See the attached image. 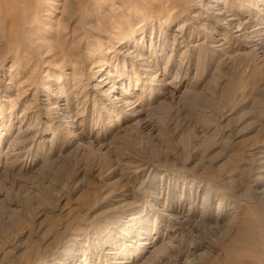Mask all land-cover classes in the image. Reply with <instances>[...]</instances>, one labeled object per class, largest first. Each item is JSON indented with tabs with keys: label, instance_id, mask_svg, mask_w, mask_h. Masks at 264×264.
Masks as SVG:
<instances>
[{
	"label": "rangeland",
	"instance_id": "1",
	"mask_svg": "<svg viewBox=\"0 0 264 264\" xmlns=\"http://www.w3.org/2000/svg\"><path fill=\"white\" fill-rule=\"evenodd\" d=\"M27 5L0 11V264H145L133 246L170 240L167 264H261L245 167L264 144V0Z\"/></svg>",
	"mask_w": 264,
	"mask_h": 264
},
{
	"label": "bare ground",
	"instance_id": "2",
	"mask_svg": "<svg viewBox=\"0 0 264 264\" xmlns=\"http://www.w3.org/2000/svg\"><path fill=\"white\" fill-rule=\"evenodd\" d=\"M28 6L29 5H27V0H0V11L2 12L1 16L5 17L7 19H8V17H9V19L10 18H13L15 16L18 17L19 16L18 13L20 11L21 12H25V9ZM15 14H17V15H15ZM20 16H22V14ZM17 17H15V18H17ZM23 19H25V18H23ZM5 21H7V20H5ZM12 21L14 22V20H12ZM9 22H10V20H9ZM248 156H250L253 159L251 161L250 159H247L246 158L250 162H247L246 163V167L245 168H248L249 170L253 171L254 172V176L256 177V178L255 177L252 178V179H255L254 180V183L251 182L253 184L252 187H254V189H255V192L254 193H256L257 198H260V199L264 200V144L256 147L254 150L250 151L248 153ZM243 174L245 176V173H242V175ZM252 179H251V181H253ZM230 180H232V179H230ZM226 206L224 205V200L221 199L220 200V206L218 208V210H219L218 214H221V212H220L221 210H222L223 213L221 214L220 217L217 216L216 219H219V218L223 217V215H224V217L228 221L227 227H232V225L235 224L234 222H235V219L237 218V212L239 210L236 212L235 211V208H236L235 206L232 207V205H231V207H229L230 206L229 204L226 205ZM263 208H264V205H263ZM219 227L217 226V228H219ZM255 227L257 228V237H258V243L256 242V244L262 250V253H261L262 255L259 254L260 257L262 258V261H260V262H262L261 264H264V211H262L261 213L257 212L256 226ZM253 234H254V232H253ZM239 235H240V232H239ZM251 235H252V232H251ZM175 244H176V242H172L171 240L170 241H167V242L166 241H162L160 244L158 242H156V241H152V242H141V243H139V246H133V250L132 251L134 253L136 252L138 255L147 254V257L145 258L146 259L145 260V264H146V262H151L150 264H167L168 262L172 261V259H171L172 258V255H170L171 253H173V254L174 253H177L178 254L179 248ZM254 244H255V242H254ZM255 247H253L254 249H252L254 252H255V249L258 248V247H256V248ZM180 251H181V249H180ZM205 251H204V253L201 252L198 255L195 254L196 253V250L194 252H191V251L190 252H187V254L184 255L185 257H184L183 262L181 264H194V263H196L195 259H191V257H193V256L194 257L197 256L199 258V260L203 259V261H204V259H205L204 257H206V254H207V251L206 252ZM258 252L259 251L256 252L257 253V258L259 257L258 256ZM84 255H85V253H84ZM85 257H86L85 260H88V258H87L86 255H85ZM159 257H161V258L158 259ZM156 259H157V261H155ZM62 261H63V263H66V264H79V260L77 259L76 254H71V255L70 254H66L65 257L62 258ZM26 264H29V263H26ZM32 264H38V263L35 262V263H32ZM60 264H62V263H60ZM122 264H124V263H122ZM254 264H256V262Z\"/></svg>",
	"mask_w": 264,
	"mask_h": 264
}]
</instances>
